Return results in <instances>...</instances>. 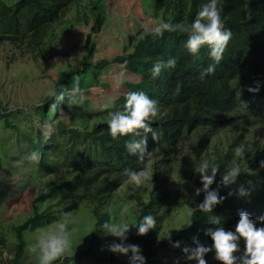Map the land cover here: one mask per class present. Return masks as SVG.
I'll use <instances>...</instances> for the list:
<instances>
[{
	"label": "trees",
	"instance_id": "1",
	"mask_svg": "<svg viewBox=\"0 0 264 264\" xmlns=\"http://www.w3.org/2000/svg\"><path fill=\"white\" fill-rule=\"evenodd\" d=\"M82 0H16L8 6L0 0V33L3 40H11L21 34L27 36L31 43L40 45L44 42L53 25L61 20L68 9L79 4ZM206 0H155L154 10L163 15L164 22L190 24L194 21L200 6ZM219 8L227 29L232 32L223 58L216 65L215 71L203 79L200 74L214 61L209 56L207 46L201 48L198 55L193 56L185 47L187 35L179 32H165L163 37L154 36L153 32L137 33L128 37V43L123 53L113 61L99 60L94 67L105 69L115 64L121 71L135 79L123 85L111 108L103 111L107 120L93 126L89 132L72 129L62 121L59 110L66 108L67 91L57 90L55 95L48 98L44 105L51 111L56 120V133L45 143L40 135L22 137L16 125L19 117L18 110L6 111L0 109V126L4 131H10L16 137L14 158L23 164L24 169L35 166L38 172L46 174L57 167H65L73 171L67 181L50 188L40 195L34 203L59 202L75 200L71 208H77L85 203L92 207L99 224L106 220L104 215L96 212L100 206L107 204L110 198L128 179L126 169L139 170L156 157L161 156L164 163L171 162L180 140L187 133L206 130L198 135L196 154L197 165L201 154L210 140L211 132L231 127L237 121H252L264 125V0H220ZM104 20L98 18L92 27V32H100ZM85 44V65L89 64L94 45L89 46V39ZM169 57L177 58L174 69L163 68L160 76L153 79L151 69L156 61L166 62ZM70 72L63 75L60 84L71 76ZM260 86L256 94L248 91L249 87ZM144 92L151 99L158 102V115L151 120V126L156 136L147 135L148 151L154 150L151 160L141 161L139 154L133 155L127 151L126 141L133 134L113 138L108 127L109 112L122 110L129 92ZM63 95V100L60 96ZM43 106L36 107L37 114L44 116ZM100 115V114H99ZM142 131V130H141ZM22 142V143H21ZM240 145V144H239ZM232 146L217 155L212 161L220 169L216 181L211 186L218 190L223 202L217 205L211 213L201 212L197 205L203 202L205 193L200 192L199 201L190 207L194 213L189 216L191 227L181 229L170 240L161 239L160 232L169 214L179 208L186 207L185 198L175 200L168 189V170H155L152 181V191L145 206L137 217L136 224L145 215H153L157 221L156 228L144 236L134 235L128 239V244L138 245L141 254L146 258V264L158 262L164 251L173 255L175 264H197L195 260H188L185 248L194 249L197 244L211 246V238L207 235L209 229L224 227L234 231L239 220V213L246 211L252 219L264 217V144L254 147L253 152L246 154V160L241 163L240 157H235ZM38 152L41 164H31L28 159L31 153ZM58 157L57 161L47 163V155ZM239 161L242 175L236 185L224 186L221 183L222 173ZM34 162V161H32ZM0 160V171L2 169ZM247 169H252L251 174ZM209 174H211L209 172ZM198 176V188H202ZM241 184L250 187L251 195L241 198L238 188ZM187 192L196 193V189L187 187ZM237 192L236 195H229ZM186 194V193H185ZM67 210V209H66ZM56 216L52 213H36L32 218L15 229V258L13 264H21L25 247L24 233L50 225ZM219 219V224L215 221ZM257 226H262L258 223ZM179 242L180 247H175ZM242 252L236 255H242ZM124 258L131 260V253ZM94 260L100 261L94 256ZM208 264H220L215 259V252L206 255ZM113 264H121L110 258ZM56 264H60L59 261Z\"/></svg>",
	"mask_w": 264,
	"mask_h": 264
},
{
	"label": "rangeland",
	"instance_id": "2",
	"mask_svg": "<svg viewBox=\"0 0 264 264\" xmlns=\"http://www.w3.org/2000/svg\"><path fill=\"white\" fill-rule=\"evenodd\" d=\"M11 6L16 0H1ZM155 0H82L68 9L65 16L51 28L47 38L40 45H34L27 36L18 34L11 40H3L0 33V109L18 110L19 117L14 119L20 129L21 138L25 135H40L45 143L56 133V120L44 103L56 91L66 89V108L59 110L62 121L72 129L89 132L93 126L107 120L103 111L112 107L114 100L127 82L135 79L121 71L115 64L105 69L94 67L99 60L113 61L121 55L128 43V37L137 33L152 32L163 20V15L154 10ZM101 18L104 23L99 33L94 34L92 27ZM94 45L89 64L85 65V44ZM74 72L64 83H59L63 75ZM85 90L83 102H72L80 93L73 89ZM43 106L44 116L37 114L36 107ZM100 114V115H99ZM206 130L187 133L178 143L170 165L156 156L149 164L154 171H166L169 167L168 189L175 200L185 198L188 205L173 210L160 232V240H170L189 224L190 207L199 201L195 193L187 192V187L198 189V176L195 172L198 155L197 140ZM16 137L0 126V264H13L15 258V229L32 218L36 213L48 212L56 220L67 214L69 221L71 250L59 260L60 264H113L110 258L121 264H131V260L107 250L114 237L101 230L98 218L88 204L71 208L75 200L64 203L34 201L53 186L72 177L73 171L57 167L49 173H39L35 166L24 169L23 164L14 158ZM22 143V142H21ZM240 144V145H239ZM264 144V125L240 120L231 127L213 131L201 158L214 161L217 155L232 146H245V154L253 152L256 145ZM250 146L251 150L247 148ZM240 157L241 163L246 160ZM58 157L47 155V163L57 161ZM31 161V160H30ZM41 164L31 161V164ZM152 179L136 185L128 181L116 191L107 204L98 208L97 214L104 215L113 224L126 222L136 225L140 211L148 201L152 191ZM186 193V194H185ZM67 209V210H66ZM48 225V226H50ZM48 226H45V229ZM135 232L133 228L130 239ZM39 233L37 229L24 233L25 247L21 264H37L38 252L32 251ZM244 242L241 241L243 253ZM92 256L101 259L94 260ZM150 264V263H149ZM153 264H175V259L164 251L158 262Z\"/></svg>",
	"mask_w": 264,
	"mask_h": 264
},
{
	"label": "clouds",
	"instance_id": "3",
	"mask_svg": "<svg viewBox=\"0 0 264 264\" xmlns=\"http://www.w3.org/2000/svg\"><path fill=\"white\" fill-rule=\"evenodd\" d=\"M220 0H206L200 6L197 15L190 24L162 22L152 30L154 36L163 37L165 32H179L187 35L185 44L186 49L190 54L196 56L199 54L202 47L207 46L209 56L214 61L207 69L200 74V78L213 73L215 67L223 58V53L232 38V32L227 29L221 16L222 9L218 7ZM177 65L176 57H169L166 62L156 61L151 69L152 78H158L163 68L174 69ZM74 92H79L78 98H73L72 102H83L86 99L85 90L79 87L73 89ZM250 93L256 94L260 91V86L249 87ZM63 95L60 99L63 100ZM158 102L151 99L144 92H129L126 97V103L122 110L109 112L108 127L110 135L113 138L119 136H127L133 134V137H141V134L151 133L155 138L156 133L151 126V120L158 115ZM142 130V131H141ZM128 152L133 155L139 154L141 161L151 160L154 156V150L148 151L147 135L141 138H132L126 141L125 145ZM251 150L250 146L247 148ZM246 148L241 145L234 149L235 157H243ZM31 161H39L40 155L38 152H33L28 157ZM264 167V162L261 163ZM220 171L219 167L211 162L210 159L202 157L200 163L195 168V172L199 175L202 188L196 189V194L205 193L203 202L197 205L201 212L211 213L213 209L221 204L225 197L219 195L218 190H213L211 186L216 181V176ZM251 174L252 169H247ZM209 172L211 174H209ZM125 175L128 181L136 185H141L144 181L152 179L150 168L145 165L137 170L126 169ZM242 175V168L239 161H234L232 166L222 173L221 183L228 187L236 185ZM238 195L241 198H247L251 195L250 187H245L241 184L238 188ZM237 192H230L229 195H236ZM194 213L189 212V216ZM219 224V219L215 221ZM258 223L262 226H257ZM157 221L151 214L145 215L136 225L122 222L113 224L110 221H105L100 225L101 230L105 235L114 237L112 243L107 245V250L113 254L127 256L131 253V264H146V258L141 254V249L138 245L128 244V234L135 228L137 235L144 236L149 231L156 228ZM69 221L67 214L64 217L56 220L52 225L45 229H37L39 233L35 243L32 246V251L38 252L37 264H56L61 260L72 248L70 238ZM189 222L187 227H191ZM207 235L211 238V246L197 244L194 249L185 248L188 260H195L197 264H208L205 259L206 255L215 252V259L220 264H264V217L258 220L251 218L248 212L241 211L239 220L235 230H226L224 227H216L209 229ZM241 241L244 242L242 255H236L241 252ZM175 247H180L179 242H176Z\"/></svg>",
	"mask_w": 264,
	"mask_h": 264
}]
</instances>
